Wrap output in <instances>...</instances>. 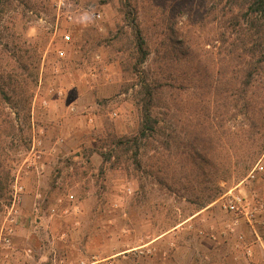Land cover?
Wrapping results in <instances>:
<instances>
[{
	"label": "rangeland",
	"instance_id": "1",
	"mask_svg": "<svg viewBox=\"0 0 264 264\" xmlns=\"http://www.w3.org/2000/svg\"><path fill=\"white\" fill-rule=\"evenodd\" d=\"M130 1L149 48L142 68L173 83L152 113L183 142L201 122L207 147L195 166L191 148L163 152L156 137L137 158L105 159L140 122L120 0H9L0 11V85L14 87L10 103L0 100V264H264V226L259 239L242 220L233 227L219 202L234 193L264 203V72L236 103L240 63L217 74V0ZM84 10L93 25L72 21ZM169 25L188 56L162 57ZM206 63L214 73L199 85L224 91L192 82Z\"/></svg>",
	"mask_w": 264,
	"mask_h": 264
},
{
	"label": "trees",
	"instance_id": "2",
	"mask_svg": "<svg viewBox=\"0 0 264 264\" xmlns=\"http://www.w3.org/2000/svg\"><path fill=\"white\" fill-rule=\"evenodd\" d=\"M8 1L9 0H0V11ZM209 1L212 2L211 5H214V0ZM216 2L220 4L222 12L221 31L217 33L219 42L218 51L216 53L218 54L216 60L219 64V72L217 71V74L219 77H224L223 73L226 68L224 63H230L232 66L235 62L240 63L242 78L239 86L235 90L236 94L234 95L237 100L236 103H238L240 102V97L245 98V93H247L255 77H259V75L264 72V0H217ZM120 4L124 21L130 29L131 36H124V42L120 43L129 51V57L133 59L131 66L132 71L139 77L137 82L139 86L135 91V99L140 111V122L135 134L119 137L113 141V148L105 159H110L112 155H115L116 159H119L120 156L126 155L130 151H132L131 154L133 158H137V154L143 144L142 140L156 137L158 148L163 149V152H170L173 145L176 150H180L181 146L184 145L181 153L185 155L188 151H185L184 147L188 149L191 148L188 155L190 156L192 165L195 166L197 163L196 160L199 157L197 155L200 154L197 149L201 152L202 149L200 150V148H202V146L207 147L205 143L207 139L204 136L207 134L204 133V127L201 122H198L197 130L187 141L183 142V139L180 138L181 134H176L170 127L171 125L162 126L161 123H159L158 117L152 113L155 106L154 103H156L157 100H159V103L161 101L159 93L164 91V87L168 89L173 87V83H166L164 81L165 79L158 77H149L147 71L142 68L149 55V48L143 29L137 20L138 11L135 6L131 4L130 0H120ZM171 25L168 27V33L160 32L162 35V39L159 42L161 49L158 48V50L161 52L162 57L164 53V55L168 57L171 56L174 59L176 56L175 54L178 52L179 55L188 56L191 48L190 45L185 43L182 37L180 38V31H173L171 29ZM122 37L123 36H121L120 40H122ZM194 37L196 39L200 38L197 35H194ZM206 53L210 58H214L213 53ZM209 65L210 64L206 63L202 71L199 70V68H194L191 72L192 82H196L195 86L201 90V93L203 90L212 88L218 92L219 90L224 91L225 88L219 89V86L213 82L206 81V83L199 85L201 79L205 82L203 77H209L211 74L213 75L214 71L209 69ZM159 69H161L159 72L160 74L163 72L162 69H164V66L160 65ZM6 76L9 79L7 82L8 84L11 83L13 79L12 76L15 77L10 72H8ZM16 80L18 81V79H15L17 85L18 83ZM171 80L173 82L177 81L176 79ZM190 80L188 82H190ZM180 83L183 84L182 81H180ZM192 86L194 87V85ZM13 91L14 87H11V91H8L5 89L4 85L1 84L0 100L2 99L10 103L14 98ZM31 96L32 94H30L28 98H31ZM227 96L228 95H226L225 98H228ZM241 106L247 109L250 103L245 100L241 103Z\"/></svg>",
	"mask_w": 264,
	"mask_h": 264
},
{
	"label": "built area",
	"instance_id": "3",
	"mask_svg": "<svg viewBox=\"0 0 264 264\" xmlns=\"http://www.w3.org/2000/svg\"><path fill=\"white\" fill-rule=\"evenodd\" d=\"M65 42L70 40V35L65 34L63 36ZM60 55L63 54V50H58ZM220 208L226 212H229L233 216L232 226L238 225L239 221L242 220L244 223L250 227L256 239H259V235L256 231V226H264V203H258L250 205L243 197L234 193H226L220 198ZM233 227L231 229H233ZM239 241L244 242L242 245V252L245 257H251L253 254V248L251 243H246L244 236H238ZM4 241L8 242L7 238ZM219 264H228L221 261Z\"/></svg>",
	"mask_w": 264,
	"mask_h": 264
},
{
	"label": "clouds",
	"instance_id": "4",
	"mask_svg": "<svg viewBox=\"0 0 264 264\" xmlns=\"http://www.w3.org/2000/svg\"><path fill=\"white\" fill-rule=\"evenodd\" d=\"M61 2L63 3V0H61ZM71 19L74 23L82 25L84 27L91 26L95 23L94 17L88 10L76 13L74 16L71 17Z\"/></svg>",
	"mask_w": 264,
	"mask_h": 264
}]
</instances>
